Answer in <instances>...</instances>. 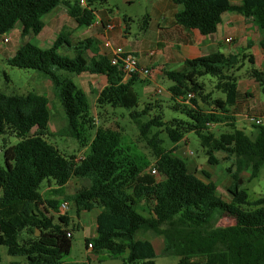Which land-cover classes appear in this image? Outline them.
<instances>
[{"label": "trees", "instance_id": "1", "mask_svg": "<svg viewBox=\"0 0 264 264\" xmlns=\"http://www.w3.org/2000/svg\"><path fill=\"white\" fill-rule=\"evenodd\" d=\"M85 1L86 6L81 7L78 0H0V38L16 25L20 26L22 40L37 36L44 27L42 17L58 5L66 7L77 26H88L94 21V3L107 0ZM243 1L242 6H231L228 0H172L178 7L174 19L185 28L207 35L216 31L223 13L236 11L252 18L261 32L259 44L264 51V0ZM68 37L62 30L46 49L24 41L7 59L10 66L36 71L50 81L70 134L81 147L89 149L77 161L74 155H62L45 139L50 117L45 96L35 92L22 95L0 92V136L10 134L18 139L15 145L3 149L4 166L0 164V246L6 247L7 255L23 256L28 264H63V257L71 249L68 217L59 216L61 224L47 217L45 212L57 210L59 203L45 199L41 193V184L46 181L50 188L52 180L55 188L48 192L54 196H63L68 182H81L64 199L74 204L77 214L100 211L97 235L85 240L86 247L90 244L95 252L120 256L121 264H155L151 240L138 238L146 235L160 238V255L177 257L176 264H193L195 257L204 259L195 264H264V196L249 200L241 188L240 177L248 170L251 178L256 177L264 164V126L255 125L257 132L250 137L235 128L228 110L238 97L234 73L245 59L253 64L252 56L217 52L187 59L179 67L164 72L172 83L168 88L174 101L172 107L185 119L164 122L157 116L138 123L142 137L151 128H163L175 144L193 132L209 165L217 163L213 155L216 151L224 153L225 159L233 158V170L227 168L231 176L227 192L231 199L225 202L214 182L198 177L189 170L186 161L174 155L176 146L166 150L160 148L155 136L150 140L154 166L163 176L160 181L150 173H143L122 152L121 130L96 124L85 93L68 75L105 76L106 85L96 96L95 109L99 112L108 106L121 108L134 121L147 111V108L136 111L138 99L132 86L139 76L122 83L120 68L112 65L107 56L97 54L95 39L71 44ZM63 48L71 55L62 53ZM87 52L92 56L88 58ZM204 75L219 79L218 87L225 93L223 100L204 93L197 82ZM249 76L264 92V66L262 70L251 68ZM188 93L194 97L186 104ZM198 100L210 109H204ZM228 120L230 123L225 125L230 130L216 137L211 126ZM203 175L208 179L205 172ZM143 203L147 216L141 214L142 208L138 211ZM223 217L232 218L234 224L219 227L217 224Z\"/></svg>", "mask_w": 264, "mask_h": 264}, {"label": "rangeland", "instance_id": "2", "mask_svg": "<svg viewBox=\"0 0 264 264\" xmlns=\"http://www.w3.org/2000/svg\"><path fill=\"white\" fill-rule=\"evenodd\" d=\"M99 17L105 22L106 17L110 18L111 23L114 24L115 30L118 32L119 36L123 35L122 31L124 26H128V32L126 38L128 42L134 43L140 38L143 33L141 28L143 20L145 19V11L147 7L146 0H133L132 3H128L127 0H107L106 3L95 2L94 6ZM59 9H62L61 6H58ZM44 21L47 20V16H43ZM65 25L64 29L69 35L72 36L73 41L85 40L89 36V31L85 28L82 30H72L71 26L73 22L70 18L63 20ZM112 25V24H111ZM19 26L16 25L12 30H10L6 36L8 37V42L3 44L0 38V92L6 95H22L28 92H35L37 94L43 95L48 100L49 106V121L47 125V131L45 139L54 145L58 151L65 157H70L74 155L85 156L89 153L87 147H81L78 144L76 138H74L67 128L63 110L59 104V101L55 97L54 90L50 81L42 74L37 73L36 71L30 69H18L12 67L7 62V59L10 58L15 50L22 43V39L19 33ZM62 31V30H61ZM60 31V32H61ZM59 32V33H60ZM53 34V31L49 29L48 25H45L44 29L37 36L25 38V41H30L32 44L36 45L39 48L46 49L51 46V43L55 37L59 34ZM93 34V33H92ZM91 34V35H92ZM129 43L124 42V46L127 47ZM131 46V45H129ZM89 58V57H88ZM251 65L247 61L244 62V65L239 69V78H242V75H246V72L250 71ZM90 79V75H86ZM69 79L73 81L78 87L86 90V86L80 85V78L76 75H68ZM94 77V76H93ZM96 78V77H95ZM100 79H98L99 82ZM86 81L83 79L82 83ZM203 86V91L205 94H209L212 99H224L225 93L218 87L219 79L214 76L204 75L197 78ZM135 91L138 94V102L136 111L140 112L143 108H147L146 113L139 117L136 121L132 120L129 117V113L121 108H111L106 107L105 109L97 112L93 110L96 124L104 123L106 126L112 128H119L121 130V150L130 157L133 162L146 173L147 170L154 166L155 157L153 154V148L150 145V140L155 136L158 140L160 148L171 149L176 146L174 155L186 161L188 168L191 172L197 174L198 177L204 180H210L217 185V191L219 197L225 201L230 202L231 196L227 192V188L231 184V176L227 171V168L232 169L233 158L225 159V154L222 152H214L213 155L217 160L215 165H209L207 163V156L205 154L204 148L201 146L198 138L193 132L187 133L182 141L172 143L167 137L163 128H151L146 134V137H142L139 132L138 123H144L150 120L153 117H161L162 121H170L172 119L183 120L185 116L178 110H175L172 105L174 101H166L164 95H149L145 98H141V93L143 87L140 83H136ZM158 85L160 83H157ZM172 84L169 80L166 79L165 83L160 84L161 88L164 90L166 86ZM98 89L101 87L100 83L95 85ZM87 101L89 106L92 105L91 96L86 94ZM260 97L262 101L264 100V92L261 91ZM185 100L188 101L187 97ZM145 102V103H144ZM200 105L204 109L209 110L210 107L201 103L198 100ZM186 104H189L187 102ZM146 106V107H145ZM92 109V107H91ZM104 121V122H103ZM98 122V123H97ZM226 123L230 121H224L217 125L211 126V132L218 137L222 132L230 130ZM241 123V122H239ZM240 125V124H238ZM253 125V124H252ZM244 133L253 137L257 129L256 127L249 126V128H244ZM18 142V139L10 134H5L0 136V164L4 166L3 159V149L12 145H15ZM76 161V160H75ZM205 172L208 175V179L203 175ZM240 177L243 179V184L241 186L247 193L249 200H255L258 197L264 196V164L259 169L256 177L251 178L249 176V170L246 173L240 174ZM156 179H160L161 176L155 175ZM51 187H54V182L51 180ZM81 182H69V185L66 190V194L63 196H53L54 200L68 202V208L66 213L70 219L67 230L71 234V249L68 255L64 256L62 261L63 264H121L120 256H112L106 251H100L98 253L92 252L89 254L86 253L84 247V237L91 239L94 233L93 226V214L95 212L84 214L83 216H77L74 204L64 199L74 193V191L80 186ZM47 182L44 181L41 184V193L46 199H52L51 194L46 193ZM57 198V199H55ZM141 214L147 216L148 211L142 207ZM43 211V210H41ZM140 212V209H138ZM47 217H52L55 223L61 224L59 221V216H66V214H60L57 210H52L49 214H46ZM233 224V220L230 217H223L219 220V227H226ZM39 232H35V235H38ZM138 238H147L150 239L154 250H155V264H176L178 261L177 257H167L160 255L161 239L160 238H150L146 236H138ZM91 255H94L91 258ZM194 263L204 261L203 258L195 257L193 258ZM18 262L19 264H28L26 258L23 256L11 257L7 255L6 247L0 246V264H10V262Z\"/></svg>", "mask_w": 264, "mask_h": 264}, {"label": "crops", "instance_id": "3", "mask_svg": "<svg viewBox=\"0 0 264 264\" xmlns=\"http://www.w3.org/2000/svg\"><path fill=\"white\" fill-rule=\"evenodd\" d=\"M146 1L147 7L145 11V19L143 20L141 26L143 33L140 38L134 43L128 42L127 38L125 37L128 32L127 25L124 26V29L122 31L123 35L119 36L118 32L115 30L114 24L110 21L111 19L106 17V21L104 22L99 17L96 8L94 12V21L88 26H77L74 20L69 16L68 11L64 5H58L61 6L62 9H59L57 6L48 14L44 15L47 16V20L44 21L42 19V21L44 23V27L45 25H48L49 29L53 31V34H56V32L59 33L64 29L65 25L63 24V20H66V18H70L73 22V25L71 26L72 30L80 31L82 30V28H85L90 33L87 38L96 40V51L98 55L107 56L109 58L113 51L118 47H121L127 52L133 53L136 56L138 63L143 67H147L150 72L147 77L140 76L139 78H136L132 86L134 92L137 95V99H139V97L137 92L135 91V86L137 85L136 83H140L143 87L141 98H144V100L149 95L162 94L166 98V101H173L170 93L168 92V88L171 86V84L169 86H166V89L164 90L160 87V84L165 83L167 79L164 75V72L179 67L187 59L207 56L217 52L222 53L226 56L250 55L253 59V64L249 63L251 67L257 70L263 69L264 51L259 44L261 39V32L253 23L251 17H245L241 13H238L236 11H227L222 14L221 22L217 26V29L214 33L202 35L196 29L185 28L175 22L174 15L177 12L178 7L172 2V0ZM228 2L231 6H242L244 1L228 0ZM107 24H112L113 28L107 31L105 29V25ZM18 29L20 33V26ZM228 38H231V40L227 41ZM73 39L72 36L69 35L68 40L71 42V44L75 43ZM24 41L25 39H23L22 42ZM124 42H126V44L129 43V45L131 46L127 45V47H125ZM66 50L68 49L63 48L61 52L67 55H71V52ZM148 52H152L151 56L147 55ZM87 56L91 57L92 54L87 52ZM245 60L241 62V66L244 65ZM238 72L239 71H236L234 73V76L237 78L236 90L238 93V97L236 103L229 107L228 110L229 116L233 118L232 122L234 123L235 128L240 129L244 132V128H249V126L256 127L257 129L258 126H255L254 124L252 125V123H250L249 121V118H257L262 115V113L264 112V100L262 101L260 97L261 91L258 83L249 76V71L246 72V75H242V78H239ZM87 74L88 73H81L80 75H77V77L80 78V85L87 87L86 90L82 89V87L79 88L83 90L85 95L89 94L91 96L92 109L90 106L89 107L93 114V110H96L94 106L96 96L106 85V78L103 75L88 74L91 76L89 79L86 76ZM131 78L132 77L123 75L122 83H128ZM83 79H85L86 81L84 84L82 83ZM98 79H100L99 82ZM96 83L101 84V87L99 89L95 86ZM157 83L160 84L158 85ZM187 102V100L184 101V103ZM260 126H264V118L261 119ZM153 167L149 168L146 173L142 169V172L148 174ZM155 175H158V172ZM155 175L153 176L155 177ZM162 179L163 176H161L160 179H156V181H160ZM68 185L69 182L64 187V194H66ZM54 188L55 186L50 188L47 187L45 191L46 193H49L48 190ZM50 196L52 199L54 198V195L51 194ZM62 201L63 200L61 199V201H59L58 203ZM142 207L147 209V206L144 203L141 204L138 209ZM50 211L52 210L48 209L45 214H49ZM92 211L95 212V214H93L94 233L91 238L96 237L97 235V220L100 214V211L98 209H93ZM92 211L81 212L77 214V216H83L84 214L91 213ZM65 214L66 217H68L66 212ZM69 221L70 219L68 217V223ZM85 240H87V237H84V247L86 249V253H88L89 256L90 253L95 251H93L92 248L86 247ZM93 257L94 255H91V258Z\"/></svg>", "mask_w": 264, "mask_h": 264}, {"label": "built area", "instance_id": "4", "mask_svg": "<svg viewBox=\"0 0 264 264\" xmlns=\"http://www.w3.org/2000/svg\"><path fill=\"white\" fill-rule=\"evenodd\" d=\"M79 5L81 7L85 6V0H79ZM113 28V25L107 24L105 25V29L111 30ZM231 38H228L227 41H230ZM8 37L6 35H3L1 38V42L3 44L7 43ZM152 52H148L147 55L151 56ZM109 61L112 65L118 66L124 76L132 77L134 75H138L139 77H147L149 75V69L147 67L141 66L136 56L133 53L127 52L123 50L121 47L116 48L113 53L109 56ZM187 99L193 98L194 95L192 93H188L186 95ZM264 118V112L260 117L257 118H249L250 123L254 125H260L261 119ZM83 156H78L76 160H80ZM150 174L155 175L157 174V169L153 167L150 170ZM68 208V203L66 201H62L58 205L57 211L62 215L66 212ZM67 236L70 237V232L67 233ZM87 248H91V245L88 244Z\"/></svg>", "mask_w": 264, "mask_h": 264}, {"label": "water", "instance_id": "5", "mask_svg": "<svg viewBox=\"0 0 264 264\" xmlns=\"http://www.w3.org/2000/svg\"><path fill=\"white\" fill-rule=\"evenodd\" d=\"M35 232H38V230H36Z\"/></svg>", "mask_w": 264, "mask_h": 264}]
</instances>
